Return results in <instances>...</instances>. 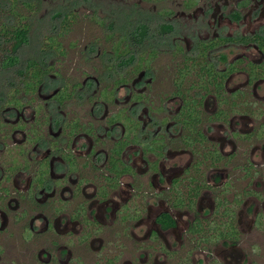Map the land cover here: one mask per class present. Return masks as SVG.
Masks as SVG:
<instances>
[{
  "label": "flooded vegetation",
  "instance_id": "flooded-vegetation-1",
  "mask_svg": "<svg viewBox=\"0 0 264 264\" xmlns=\"http://www.w3.org/2000/svg\"><path fill=\"white\" fill-rule=\"evenodd\" d=\"M43 1L0 0V264H264V0H77L27 54Z\"/></svg>",
  "mask_w": 264,
  "mask_h": 264
},
{
  "label": "rangeland",
  "instance_id": "rangeland-1",
  "mask_svg": "<svg viewBox=\"0 0 264 264\" xmlns=\"http://www.w3.org/2000/svg\"><path fill=\"white\" fill-rule=\"evenodd\" d=\"M77 0H44L41 5L38 6L35 10H21L20 12L24 15V19H29L31 25L30 31V40L31 44L29 47H25V53H29L30 50L36 49V45L40 44V40L43 37V34L50 32L54 29L57 24L55 18L61 17L64 13H71V18H78L77 21L73 22L68 34L71 38L81 37L85 35L88 30L93 32L96 27L88 26L86 29V23L81 21L82 14L86 12L85 6L77 3ZM65 2V3H64ZM67 4V5H66ZM91 10H89V13ZM92 19V18H91ZM86 29V30H84ZM69 37V38H70Z\"/></svg>",
  "mask_w": 264,
  "mask_h": 264
},
{
  "label": "trees",
  "instance_id": "trees-1",
  "mask_svg": "<svg viewBox=\"0 0 264 264\" xmlns=\"http://www.w3.org/2000/svg\"><path fill=\"white\" fill-rule=\"evenodd\" d=\"M26 30L24 31V34H22L20 31H16L15 33L16 34H18V36H19V38L20 39H22V36L21 35H23V40H24V42H26L27 41V35H26ZM16 42V41H15Z\"/></svg>",
  "mask_w": 264,
  "mask_h": 264
}]
</instances>
